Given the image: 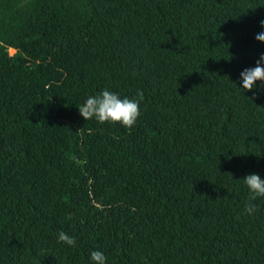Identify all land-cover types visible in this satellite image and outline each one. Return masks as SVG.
Masks as SVG:
<instances>
[{
  "label": "trees",
  "instance_id": "1",
  "mask_svg": "<svg viewBox=\"0 0 264 264\" xmlns=\"http://www.w3.org/2000/svg\"><path fill=\"white\" fill-rule=\"evenodd\" d=\"M261 20L264 0H0V264H264L243 182L264 91L239 87ZM106 87L143 91L133 126L81 116Z\"/></svg>",
  "mask_w": 264,
  "mask_h": 264
},
{
  "label": "clouds",
  "instance_id": "2",
  "mask_svg": "<svg viewBox=\"0 0 264 264\" xmlns=\"http://www.w3.org/2000/svg\"><path fill=\"white\" fill-rule=\"evenodd\" d=\"M264 29V20L260 21ZM256 40L264 42V30L256 33ZM239 87L246 91H264V52L259 54L254 66L241 70ZM144 98L142 90L137 89L135 97L121 96L120 93L104 88L101 91L88 95L78 108L86 120L95 119L98 122H119L124 127L133 126L141 115V101ZM244 185L249 193V200L245 211L252 215L257 210V198L264 197V177L260 173H250L243 178ZM56 239L70 246H75L76 238L64 230L56 234ZM92 264H107L105 252L99 248L89 253Z\"/></svg>",
  "mask_w": 264,
  "mask_h": 264
},
{
  "label": "rangeland",
  "instance_id": "3",
  "mask_svg": "<svg viewBox=\"0 0 264 264\" xmlns=\"http://www.w3.org/2000/svg\"><path fill=\"white\" fill-rule=\"evenodd\" d=\"M16 52H17V50H15V51L10 50V54H11V55H15Z\"/></svg>",
  "mask_w": 264,
  "mask_h": 264
}]
</instances>
